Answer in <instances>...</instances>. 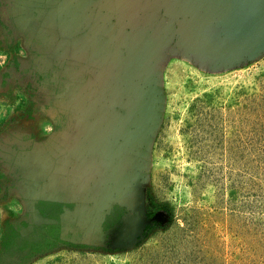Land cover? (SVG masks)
<instances>
[{
  "label": "rangeland",
  "instance_id": "1",
  "mask_svg": "<svg viewBox=\"0 0 264 264\" xmlns=\"http://www.w3.org/2000/svg\"><path fill=\"white\" fill-rule=\"evenodd\" d=\"M46 1L0 41V264H264V38L238 40L264 0H95L89 36Z\"/></svg>",
  "mask_w": 264,
  "mask_h": 264
},
{
  "label": "crops",
  "instance_id": "2",
  "mask_svg": "<svg viewBox=\"0 0 264 264\" xmlns=\"http://www.w3.org/2000/svg\"><path fill=\"white\" fill-rule=\"evenodd\" d=\"M8 7L4 4V0H0V41L4 39L3 34H5L3 24L5 22L10 21L11 25L9 27L10 36L13 43H11V48L13 46L18 47V51L21 52V46H25V42L31 46V44L35 43L33 37L36 35V29L41 26L39 23L43 20V17L47 10L49 9L48 2L46 0H6ZM147 3L148 0H140ZM215 1L218 0H154L157 5H166L169 3H174L176 5L182 6V9L185 11L186 16H190V23H199L200 21L206 22L209 14H211L212 6ZM61 12V19L64 23H66V27H69L68 31L75 32L74 29L86 30L85 35L88 34L87 31L89 29H94L96 27V22L93 17L97 16L98 18L103 15L102 12L95 10L96 6L99 3L95 0L91 2L88 0H67L64 4ZM110 5V4H109ZM37 6L42 7V11L39 13L40 17H37ZM44 13V15H43ZM8 16H5V15ZM112 15L115 16L112 12ZM211 19V18H210ZM100 21V18L97 20ZM187 21V20H186ZM100 28V26H99ZM144 29V27L141 26ZM16 33V35H15ZM32 33V34H31ZM95 35L99 33V31H94ZM136 33V32H134ZM141 36H150L147 31H138ZM89 36V34H88ZM140 37L134 36L132 39L136 42ZM20 39L22 40L20 42ZM25 42H24V41ZM134 42V43H135ZM15 53H4V49H1L0 46V57L2 58V62H0V69L2 68V63L6 60L7 55V63L10 58L13 61V55ZM1 71V70H0Z\"/></svg>",
  "mask_w": 264,
  "mask_h": 264
},
{
  "label": "water",
  "instance_id": "3",
  "mask_svg": "<svg viewBox=\"0 0 264 264\" xmlns=\"http://www.w3.org/2000/svg\"><path fill=\"white\" fill-rule=\"evenodd\" d=\"M239 0H218L215 1L212 6V11L215 15L220 16L221 19H227L231 17L237 9V3ZM264 38V4H261L258 8H255L254 13L251 15L246 28L238 37L239 42L241 41L246 44L258 42ZM237 42V41H236ZM221 46V47H219ZM223 45H218V48H222ZM226 44L224 45V47ZM222 48L220 51L227 52V48Z\"/></svg>",
  "mask_w": 264,
  "mask_h": 264
},
{
  "label": "trees",
  "instance_id": "4",
  "mask_svg": "<svg viewBox=\"0 0 264 264\" xmlns=\"http://www.w3.org/2000/svg\"><path fill=\"white\" fill-rule=\"evenodd\" d=\"M171 208L168 205V203H161L158 204L157 206H155L153 209H150L149 207L146 208L145 213L143 214V219L145 221H148L149 218H151V216L154 214H157L158 212H163L162 215H170L171 213ZM154 224H149V223H144L138 226H133L131 227V231H132V235L133 238H138V236L140 235H147L148 232H150L151 229H153ZM136 232V233H135ZM109 236V235H108ZM107 236V244H112V238L113 237H108Z\"/></svg>",
  "mask_w": 264,
  "mask_h": 264
}]
</instances>
